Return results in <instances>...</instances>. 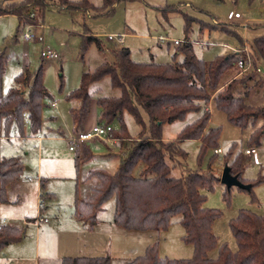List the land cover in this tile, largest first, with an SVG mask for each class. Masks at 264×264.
<instances>
[{
    "label": "rangeland",
    "instance_id": "obj_1",
    "mask_svg": "<svg viewBox=\"0 0 264 264\" xmlns=\"http://www.w3.org/2000/svg\"><path fill=\"white\" fill-rule=\"evenodd\" d=\"M22 1L0 0V5ZM84 1L69 0L74 4ZM88 2L92 8L87 12L82 8L69 9L67 5L61 6L59 0L49 1L45 10L37 13L38 20L32 23L34 30L44 36V44L25 40L24 34L28 27L17 16L0 17V54H3L6 60L3 93L21 88L17 80L20 75H34L42 68L43 84L49 95L44 102L42 126L37 133H33L27 121L23 134L17 123L8 134L5 130L0 133V160L19 158L26 167L21 177L11 182L7 188L9 198L15 203L4 208L15 218V224L26 229L24 240L29 243L30 248L32 244L34 247L37 234L40 235L41 260L44 250L50 249V246L53 248V244L55 246V234L46 240L49 234L47 225L26 227L24 222L37 217L41 212L43 217L49 219L55 217L54 214L62 218L69 216L75 198H85L90 193L89 184L85 181L86 173L94 170L114 173L119 166L117 156L123 155L126 150L121 148L118 138L122 123L115 119L110 123L114 129V144L102 139L87 142L84 145L94 156L80 161L84 163L76 166L77 158L83 155V148L80 145L75 151L70 150L69 135H75L70 112L78 110L80 102L69 100L68 97L81 86L83 74L93 73L105 62H113V52L121 48H127L136 62L154 61L167 64L173 63L175 53L176 61L181 62L184 55L179 49L190 41L197 58L210 62L217 57L234 53L235 50L249 53V43H252L254 37L264 34V0H123L115 5L110 15L97 9L103 7V0ZM236 13L241 15L240 19L231 18ZM185 16L194 19L188 33L185 31ZM42 24L43 28L40 29ZM223 28L236 36L229 35ZM111 34L125 35V45L119 46L116 41L108 42L107 36ZM85 35L97 37L103 48L100 49L96 44L84 48ZM237 36L243 40L242 44ZM161 37L165 38L164 41L160 40ZM176 41L181 44H174ZM44 47L55 51L58 58L43 59L41 52ZM260 84V88L248 89L242 95L245 103L254 108L264 107V82ZM24 92L27 95L28 88H25ZM89 92L91 113L97 108L99 97L121 95L120 90L112 88L109 76L91 84ZM53 102L57 103V110L50 106ZM210 111L211 126L221 129L219 148L222 153L216 154L214 150H209L202 155L199 141H184L180 145L187 153V158L183 161L185 167L176 171L175 175L180 177L187 172H207L211 161L214 160L212 169L221 179L226 165L238 164L242 182L254 185L251 191L232 187L231 198L226 201L224 193L227 187L221 181L211 192L202 190L207 196L205 207L217 209L222 213L214 222V235L220 244L227 243L235 252L237 243L229 226L230 221L237 217L240 210H249L257 215L264 214V137L258 145L249 144L251 135L263 125L264 118L260 117L256 125L241 128L231 123L215 103L210 104ZM141 113L144 124L139 123L127 111L123 114L126 132L132 139L149 133V117L145 112ZM91 116L89 113V117ZM198 116L199 114L190 113L185 120L165 123L162 126L164 139L176 140L181 130ZM99 122L105 123L102 120ZM60 131L64 135L60 134ZM82 131L85 130L76 131V134ZM38 137L43 139L40 141ZM251 149L256 150L258 162L246 153ZM138 168L135 171L136 176L143 170ZM41 179H44L43 190ZM41 196L44 211L39 208ZM115 208L114 198L105 203L98 215L100 223L96 228V233L101 237L104 257L110 258V264H127L143 256L146 249L153 245L158 246L162 258L181 260L193 257L194 248L183 239L185 230L179 216L172 220L166 231H128L115 224ZM13 248L16 246L0 251V264H11L5 254L30 255L27 253L30 249L14 251ZM208 256L210 259H216L218 249L210 251ZM25 264H35V261Z\"/></svg>",
    "mask_w": 264,
    "mask_h": 264
},
{
    "label": "trees",
    "instance_id": "obj_2",
    "mask_svg": "<svg viewBox=\"0 0 264 264\" xmlns=\"http://www.w3.org/2000/svg\"><path fill=\"white\" fill-rule=\"evenodd\" d=\"M49 1L23 0L1 4L0 17L15 15L24 25H31L38 20L37 13L43 12ZM120 1L123 0H103V7L97 9L110 15ZM59 2L69 9L82 8L88 12L92 8L88 0L78 4L70 3L69 0ZM185 21V31L188 33L194 19L185 16ZM222 30L236 36L226 28ZM237 37L242 44L243 40ZM91 44L103 48L97 37L83 36L84 48ZM249 48V53H229L207 62L197 58L192 44L186 42L179 49L184 55L183 60L177 62L176 53L173 63L167 64L136 62L127 48H121L113 52V62L103 63L93 73H84L81 86L69 95V100L80 102V108L72 112V119L78 131H81L89 115L90 85L109 76L112 88L120 90L121 95L99 97L97 105L105 124L115 119L121 121L122 130L118 138L121 148L126 149L120 156L119 168L115 173L103 170L88 173L87 180L97 179L98 182L91 188L88 198L76 200L78 219L93 226L97 222V212L108 200L114 198V221L117 226L128 231H166L172 220L179 216L185 230L183 239L194 248L191 259L176 260L162 258L158 246L153 245L146 249L143 256L127 264H264V214L240 210L237 217L230 221L229 226L237 243L235 252L227 243L220 244L213 233L214 222L222 213L205 207L207 196L202 190L211 192L221 181L212 169L214 160L207 172H187L180 177L175 175L176 171L185 167L183 161L187 153L180 145L184 141H199L202 155L209 150L219 149L221 129L211 126V103H215L231 123L241 128L256 125L260 117L264 118V107L249 106L242 98L244 91L260 88V83L264 82L257 72L260 67L264 71V34L254 37ZM240 61L246 64L250 62L251 68L242 73L238 68ZM5 64L6 60L0 54V133L5 130L8 134L17 123L23 134L26 121L33 133H37L42 126L44 101L49 96L43 84L42 68L34 75H20L17 80L21 88L4 94L2 85ZM25 88L29 90L27 95ZM126 111L141 124H144L141 111L145 112L150 120L149 133L137 139L129 137L123 122ZM190 113L199 116L181 130L176 140L164 139L162 126L185 120ZM263 137L264 123L251 135L249 144L258 145ZM126 141L131 143L126 144ZM82 148L83 155L77 158V167L80 161L92 157L87 146ZM140 164L143 170L136 176L135 171ZM228 166L231 174L242 182L238 164ZM25 169L19 158L0 160V206L8 202L9 184L19 179ZM249 185L251 191L254 185ZM230 198V189L227 188L224 199L229 201ZM23 236V231L18 227L4 226L0 230V251L10 244L19 243ZM214 249H218V257L210 259L208 254ZM61 264H110V258H65Z\"/></svg>",
    "mask_w": 264,
    "mask_h": 264
},
{
    "label": "crops",
    "instance_id": "obj_3",
    "mask_svg": "<svg viewBox=\"0 0 264 264\" xmlns=\"http://www.w3.org/2000/svg\"><path fill=\"white\" fill-rule=\"evenodd\" d=\"M121 35L124 36V42L122 44L117 42L119 44V46L125 45V42H126V40H125L126 36L123 34H121ZM35 41H37V40H35ZM108 42H110V41H108ZM189 43H191V42L189 41ZM43 44H44V41H43ZM176 58H177V56H176ZM53 104H56V106L53 107L52 106ZM50 106L55 110L58 109V105L56 102H53ZM73 111H76V110H72L70 112L71 117H72ZM89 113H90V115L92 114V116L89 117V115H88L87 121L85 122L82 130H87V129L91 128L92 126H94L98 123H101V122H99L101 120V109L98 105H97V108H95L94 111H92V113H91V111H89ZM73 126H74L75 134H76V131H78V128L75 126L74 122H73ZM59 133L64 135V133H62L61 131ZM71 137L72 136L69 135V140ZM38 139L41 141L43 138L38 137ZM90 153L92 154V157H93L94 156L93 153L91 151H90ZM111 154H112V152H111ZM79 157L82 158V155ZM117 158L119 159V163H120V156H117ZM81 163H84V162H80L79 165ZM138 167L137 168L139 170L143 169L142 164H140ZM118 168H119V166L117 167V170H118ZM89 172L90 171H88L86 173L85 178ZM111 174H113V173H111ZM85 181L87 182V184H89L90 193L85 198H81L79 196L75 198L73 210L71 211V214L69 216L62 218V216L58 217L54 214L55 217H53L51 219L47 218L49 220L48 223H43V222H39V220H38V218L41 216V213H42L41 212L37 217L29 218L26 220V222H24V225L26 227L27 226L29 227L30 225H37V227H38V225H40V226L41 225H47V227L49 229L48 230L49 234H48V236H46V238H47V239L45 238L46 240L51 238L53 233L55 234V238H54L55 239V246L53 244V248L50 246V249L44 250V253L42 255V260L40 258V254H41L40 253V246H41L40 245V235L37 234V237H36L35 243H34V247L32 244V246L30 248L29 243H26V241L24 240L26 229L15 224L13 222L14 217H11L9 212H7V210L4 208L7 205H9V207H10V205H13L15 203L14 200L12 201L9 198L8 192H7L8 202L5 204H2L0 206V223H2L3 221H7L8 222L7 226L18 227L19 229H21L23 231L24 236H23V239L19 243L10 244L5 249H8L12 246H16V248H13L14 251H15V249H18L20 251H25L26 249L27 250L30 249V251H28V252L26 251L30 255H25L24 253H20V255L5 254V257L8 260V262H10L11 264H14V263L15 264H25V262L35 261V264H61L62 260L65 258L103 257V256H105L104 250H103L102 244H101V237H99V235L96 233V231H97L96 228L100 223V221L98 219V215L102 209L97 212V222L93 226H90L89 222L82 221V220L78 219V217L76 215V209H75L76 200L77 199L83 200V199L88 198L91 195V188L95 184H97V182H98L97 179H90V180L85 179ZM43 186H44V179H41V190H43ZM42 216H44L43 213H42ZM51 223H53V225H51ZM39 233H40V231H39ZM49 244L50 243H48V245ZM46 246H47V244H46Z\"/></svg>",
    "mask_w": 264,
    "mask_h": 264
},
{
    "label": "built area",
    "instance_id": "obj_4",
    "mask_svg": "<svg viewBox=\"0 0 264 264\" xmlns=\"http://www.w3.org/2000/svg\"><path fill=\"white\" fill-rule=\"evenodd\" d=\"M231 18L239 19V18H241V15L236 13ZM27 27L28 28L24 34V38L26 41H32V40H37L39 42L44 41V36L40 35L39 33H37L36 30H34V28H35L34 25H32V24L27 25ZM41 28H43V25L40 26V29ZM164 39L165 38H162V37L160 38V40H162V41H164ZM107 40L110 42L116 41V42L122 44L124 42V36L111 34V35L107 36ZM175 44L180 45L181 43L176 41ZM237 52H239V51H237ZM41 56L45 60H55L58 58V54L48 47L43 48V50L41 52ZM238 68L241 70L242 73L247 72L251 68V63L249 62L246 64L243 61H240L238 63ZM257 72L260 73L262 78L264 79V71L261 67L257 69ZM52 106L55 107L56 104H53ZM113 132H114V129L112 128V126L110 124L98 123V124L92 126L91 128L85 130V131H82V132H79V133L73 135L70 138V141H71L70 150L75 151L78 146L81 145L83 147L84 144H86L87 142L92 141L94 139H102V140H106V141L114 144L113 141L115 139L113 138ZM11 139H13V138H11ZM215 152H216V154H221L222 149L219 148ZM246 153L248 155H251L255 162H258V154H257L255 149L247 150ZM39 208L41 211L45 209L42 196L40 198ZM38 220H39V222H43V223H48V221H49L47 218L43 217L42 214L38 218ZM7 224H8L7 221H3L2 223H0V230L4 226H7Z\"/></svg>",
    "mask_w": 264,
    "mask_h": 264
},
{
    "label": "water",
    "instance_id": "obj_5",
    "mask_svg": "<svg viewBox=\"0 0 264 264\" xmlns=\"http://www.w3.org/2000/svg\"><path fill=\"white\" fill-rule=\"evenodd\" d=\"M221 183L225 185L228 189L232 187H238L242 190H250L251 186L249 184L242 183L236 176L231 174V168L226 165L222 176H221Z\"/></svg>",
    "mask_w": 264,
    "mask_h": 264
}]
</instances>
